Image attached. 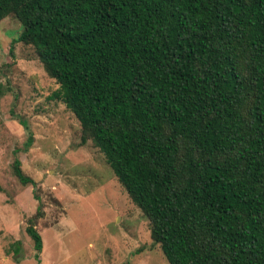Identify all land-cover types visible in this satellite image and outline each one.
<instances>
[{
    "label": "trees",
    "instance_id": "obj_1",
    "mask_svg": "<svg viewBox=\"0 0 264 264\" xmlns=\"http://www.w3.org/2000/svg\"><path fill=\"white\" fill-rule=\"evenodd\" d=\"M9 15L170 264H264V0H0ZM13 165L42 264L43 202Z\"/></svg>",
    "mask_w": 264,
    "mask_h": 264
},
{
    "label": "rangeland",
    "instance_id": "obj_2",
    "mask_svg": "<svg viewBox=\"0 0 264 264\" xmlns=\"http://www.w3.org/2000/svg\"><path fill=\"white\" fill-rule=\"evenodd\" d=\"M22 31L14 15L0 21V264H36L26 228L39 200L15 174L17 156L43 202L34 218L42 264H170L104 153L83 143L80 121L53 98L59 84L34 46L16 41ZM21 119L34 134L28 149Z\"/></svg>",
    "mask_w": 264,
    "mask_h": 264
}]
</instances>
